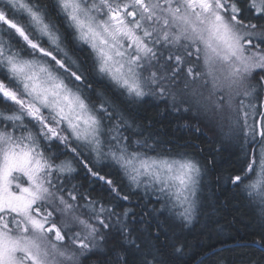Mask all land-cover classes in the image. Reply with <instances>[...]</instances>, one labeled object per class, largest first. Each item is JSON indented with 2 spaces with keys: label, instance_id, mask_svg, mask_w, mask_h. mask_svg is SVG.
Listing matches in <instances>:
<instances>
[{
  "label": "snow or ice",
  "instance_id": "1",
  "mask_svg": "<svg viewBox=\"0 0 264 264\" xmlns=\"http://www.w3.org/2000/svg\"><path fill=\"white\" fill-rule=\"evenodd\" d=\"M224 188L264 259V0H0V264H175Z\"/></svg>",
  "mask_w": 264,
  "mask_h": 264
},
{
  "label": "trees",
  "instance_id": "2",
  "mask_svg": "<svg viewBox=\"0 0 264 264\" xmlns=\"http://www.w3.org/2000/svg\"><path fill=\"white\" fill-rule=\"evenodd\" d=\"M164 107L163 104L157 107L155 103H146L137 110L135 115L138 120L145 123L148 119H152V131L156 132L161 139L182 143L183 140L189 138L191 133L181 132L178 125L188 118L165 112ZM203 130L205 135L199 138V142L207 149L211 146L214 133L208 127H204ZM85 187H88L87 183ZM132 199L135 200V197ZM215 199V211L212 208L204 209L198 222L190 228L175 227L174 230L178 233L179 240L185 245V255L175 261V264H200L202 259L204 264H210L207 257L212 251L219 252L225 249L228 251L224 252V255L237 256L239 253H248L256 259H261L259 251L240 247L247 241L259 238L260 229L254 209L243 198H233L232 191L228 188L217 191ZM123 206L133 207L134 205L124 204ZM136 211L139 209L137 208ZM168 251L170 252L171 249ZM85 264H90V262L85 261ZM261 264H264V259H261Z\"/></svg>",
  "mask_w": 264,
  "mask_h": 264
}]
</instances>
